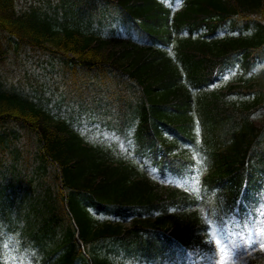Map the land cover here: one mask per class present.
I'll return each mask as SVG.
<instances>
[{
    "label": "trees",
    "instance_id": "1",
    "mask_svg": "<svg viewBox=\"0 0 264 264\" xmlns=\"http://www.w3.org/2000/svg\"><path fill=\"white\" fill-rule=\"evenodd\" d=\"M114 1L120 3L124 23L130 17L139 16L141 28L152 35L168 30L167 16H161L162 7L155 0ZM95 9L96 5L91 0H45L43 4L30 6L18 5L17 0H0V55H5V46L8 48L10 42L15 45L14 53L20 44L47 53L41 61L47 64L49 71H57L59 78L63 76L69 80L67 89H62L61 79L52 80L51 93L58 94L63 100L73 96L75 89H85V82L96 86L95 83H101L99 76L94 75L99 68L109 69L116 77H120L119 71L126 72L138 80L146 93L145 98L148 96L139 105V133H157L167 121L177 128V135L169 141L170 145L165 143L167 153H175L172 147L173 143H179L178 136L192 137L191 110L195 104L206 129L205 141L213 151L211 165L214 170L208 178L207 187L220 180L224 181V187H233L247 175L254 177L264 170V116H259L264 113V71L251 77V83L242 75L238 78L245 79L244 83L197 99L188 86V83L207 80L219 64H222V69L229 67L238 54L244 71L250 59L254 62L260 57V52L264 50V24L259 18H264V0H190L174 19L177 29L194 30L203 25L209 29L222 18L234 16L244 23L254 18L257 33L251 39H179L177 51L180 61L177 62L152 52L150 48L116 40L102 41L93 36L89 33L93 20L89 14ZM181 66L187 78L182 77ZM13 75L8 77L0 72V123L17 124L33 135L34 147L31 146V151L35 156L33 160L21 163V149L13 147L16 162L4 168L16 171L20 167L25 178L21 181L29 185L27 189L36 193L37 199L30 195L29 198L35 201L25 205L29 213L39 218V228L34 226L27 231L36 244L68 246L70 252L77 251L76 228L69 222L68 211L85 246H98L108 236L128 243L130 240L137 242L143 237L139 231L150 227H171L181 234L182 239L190 237L193 214L187 218L160 214L154 219H135L130 227H124L120 220L113 224L95 220L87 210L88 202L115 216L127 214L133 204L137 205L139 213L156 209L165 212L172 198H179L182 193L167 189L164 198L136 166L114 167L107 163L105 156L84 147L69 132L65 123L51 118L28 95L15 91L23 83L15 81L17 79ZM93 92L98 94L96 90ZM145 101L149 106L145 105ZM8 134V137L5 136ZM8 134L0 132V143L5 136V144L0 149L1 157L5 155L4 147L14 141L9 138L14 135L13 130ZM156 145H159L158 142ZM155 148L158 149L157 146ZM182 195L187 203L193 199ZM56 232L58 236L54 245ZM153 242L165 245L160 235ZM64 257L69 256L66 254ZM102 258L104 256L96 258V264H107Z\"/></svg>",
    "mask_w": 264,
    "mask_h": 264
},
{
    "label": "rangeland",
    "instance_id": "2",
    "mask_svg": "<svg viewBox=\"0 0 264 264\" xmlns=\"http://www.w3.org/2000/svg\"><path fill=\"white\" fill-rule=\"evenodd\" d=\"M230 28L229 27H223V28H221L220 29V32H226V31H228ZM236 32H240V29L239 28H236V30H235ZM10 58H11V55H8L7 56V59L5 60V61H0V70L2 71V70H6V68H12V70H14V69H23V70H25V69H28V67L26 66V65H24V66H20V65H18L17 64V62H11L10 61ZM263 65V64H262ZM261 65V66H262ZM30 69H32L34 72H28L29 74H32L35 78H37V76L38 77H43L44 76V74L45 73H39V69H33V68H30ZM24 71H22V73H23ZM37 75H35V74ZM23 79L25 80V79H27L26 78V76L24 75L23 76ZM37 81H38V79H37ZM40 82V81H39ZM44 88H45V86H44ZM48 92H46V94H47ZM51 105L54 107V108H56V105H54V104H52L51 103ZM57 109V108H56ZM61 109V108H60ZM64 110V109H63ZM62 113H65V111H62ZM85 125H86V128H85ZM76 126L81 130V131H83L87 136H88V138H90L91 140H97V141H101L104 137H105V133L102 131V129H101V131L99 130V128L97 127V126H100L96 121H95V119H94V116H90L89 117V119H87L86 120V122L84 121V119L82 118L80 121H77L76 122ZM17 129V131L19 132V131H21L22 129L21 128H19V127H17L16 128ZM191 180H193V182L195 181V179H191ZM164 181H167V182H169V181H171V180H164ZM215 234H216V236H217V239L218 240H220L221 241V243L219 244V245H223V246H225V244H226V241H222L221 239H219L218 238V231L216 230V232H215ZM231 242H237V237L235 236L234 238H231ZM13 245V243H12V241H8L7 243H6V245L5 246H12Z\"/></svg>",
    "mask_w": 264,
    "mask_h": 264
},
{
    "label": "snow or ice",
    "instance_id": "3",
    "mask_svg": "<svg viewBox=\"0 0 264 264\" xmlns=\"http://www.w3.org/2000/svg\"><path fill=\"white\" fill-rule=\"evenodd\" d=\"M210 226H211V225H209V227H210ZM250 242H251V241H250ZM210 243H211V242H210ZM215 243H216V245H219V244L221 243V241L217 239V240L215 241ZM261 246L264 247V243H262Z\"/></svg>",
    "mask_w": 264,
    "mask_h": 264
}]
</instances>
